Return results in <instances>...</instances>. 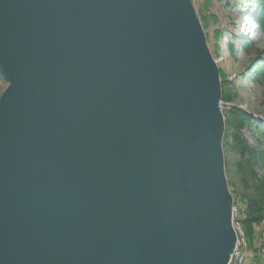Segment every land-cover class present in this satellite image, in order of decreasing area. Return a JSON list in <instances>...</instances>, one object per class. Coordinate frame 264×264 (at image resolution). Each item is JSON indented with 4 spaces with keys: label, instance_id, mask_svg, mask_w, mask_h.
<instances>
[{
    "label": "water",
    "instance_id": "95a60500",
    "mask_svg": "<svg viewBox=\"0 0 264 264\" xmlns=\"http://www.w3.org/2000/svg\"><path fill=\"white\" fill-rule=\"evenodd\" d=\"M0 264H229L220 71L192 0H0Z\"/></svg>",
    "mask_w": 264,
    "mask_h": 264
},
{
    "label": "rangeland",
    "instance_id": "374dc122",
    "mask_svg": "<svg viewBox=\"0 0 264 264\" xmlns=\"http://www.w3.org/2000/svg\"><path fill=\"white\" fill-rule=\"evenodd\" d=\"M197 15L205 31L207 44L220 71L222 86V113L226 120L231 117V108H240L251 115V120L245 122L241 131L251 152L242 155L241 149L235 148L229 131L223 151L225 158V174L228 187L233 195H242L246 192L240 163L248 162L254 174L261 178L264 176V131L255 119L264 121V66L262 53H264V29L259 26L255 13L262 0H192ZM221 34L218 33V31ZM251 39V46L247 49L246 42ZM264 58V57H263ZM261 62V64H259ZM257 65L256 68L254 66ZM250 74L248 72L252 71ZM246 75H250L245 77ZM8 83L0 80V98ZM226 132V131H225ZM234 203V202H233ZM237 226H233L237 233L247 242L242 249L243 260H236L238 264H264V257L257 258L248 244V237L241 221L237 219L238 209L233 206ZM239 227V228H238ZM241 228V229H240ZM264 222L256 225V235L264 238Z\"/></svg>",
    "mask_w": 264,
    "mask_h": 264
},
{
    "label": "trees",
    "instance_id": "16d2710c",
    "mask_svg": "<svg viewBox=\"0 0 264 264\" xmlns=\"http://www.w3.org/2000/svg\"><path fill=\"white\" fill-rule=\"evenodd\" d=\"M256 19L258 20L259 26L264 29V0H262L261 5L258 7L257 12L255 13ZM218 31V30H217ZM221 34L220 31H218ZM246 42V49L251 46V39L247 40ZM262 62H264V53L262 51ZM261 64V62H259ZM264 64V63H263ZM257 65L254 66L256 68ZM248 72L249 74L253 72ZM264 72V66L261 69ZM250 75H246L248 77ZM3 81L2 79H0ZM231 117L226 120V132H225V142L227 138L230 137L229 131L232 130L230 133L234 142L235 148L241 149V153L243 156L247 154V152H251L249 146L246 144V140L242 136V129L244 127L245 122L251 120V115L240 109V108H231L229 112ZM258 125H261L260 129L264 131V121H260L255 119ZM264 157V151H261ZM246 161L244 163L239 164V168L242 172L243 181L245 183L246 192L242 195H234V203L238 209V216L237 219L241 221L243 227L246 232V236L248 237V244L252 251H254V255L257 258L264 257V238L261 235H256V225H261L264 222V176L258 178L254 171L248 165ZM264 235V234H263Z\"/></svg>",
    "mask_w": 264,
    "mask_h": 264
},
{
    "label": "built area",
    "instance_id": "2783aa9c",
    "mask_svg": "<svg viewBox=\"0 0 264 264\" xmlns=\"http://www.w3.org/2000/svg\"><path fill=\"white\" fill-rule=\"evenodd\" d=\"M233 217L235 218V213L233 211ZM233 226H237V223H235V220L233 222ZM239 228V227H238ZM241 229V228H240ZM240 234L242 233H237V241H236V244H235V247H234V250H233V253L231 255V258H230V261H229V264H238V263H235V261L237 260H240L242 262L243 260V254H242V249H244L245 247H247V242L244 238V234L241 236ZM241 250V251H240ZM236 261V262H237ZM241 264V263H240Z\"/></svg>",
    "mask_w": 264,
    "mask_h": 264
},
{
    "label": "bare ground",
    "instance_id": "6f19581e",
    "mask_svg": "<svg viewBox=\"0 0 264 264\" xmlns=\"http://www.w3.org/2000/svg\"><path fill=\"white\" fill-rule=\"evenodd\" d=\"M233 253V252H232ZM232 255V254H231ZM231 258V257H230Z\"/></svg>",
    "mask_w": 264,
    "mask_h": 264
}]
</instances>
